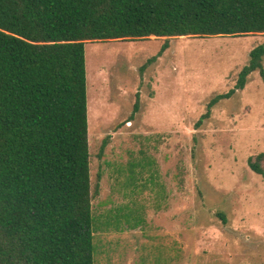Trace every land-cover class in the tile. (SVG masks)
Instances as JSON below:
<instances>
[{
  "label": "rangeland",
  "instance_id": "rangeland-1",
  "mask_svg": "<svg viewBox=\"0 0 264 264\" xmlns=\"http://www.w3.org/2000/svg\"><path fill=\"white\" fill-rule=\"evenodd\" d=\"M262 43L264 34L85 45L95 264H264V181L247 165L264 152L258 71L198 123Z\"/></svg>",
  "mask_w": 264,
  "mask_h": 264
},
{
  "label": "trees",
  "instance_id": "trees-1",
  "mask_svg": "<svg viewBox=\"0 0 264 264\" xmlns=\"http://www.w3.org/2000/svg\"><path fill=\"white\" fill-rule=\"evenodd\" d=\"M249 34H264V0H0V264L96 263L87 43ZM263 56L198 123L252 72L264 82ZM247 165L264 181V152Z\"/></svg>",
  "mask_w": 264,
  "mask_h": 264
}]
</instances>
